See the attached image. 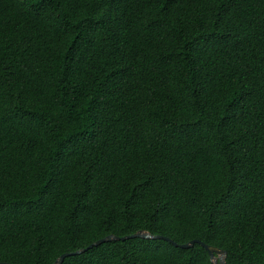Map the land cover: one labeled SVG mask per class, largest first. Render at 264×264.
Masks as SVG:
<instances>
[{
  "label": "trees",
  "instance_id": "1",
  "mask_svg": "<svg viewBox=\"0 0 264 264\" xmlns=\"http://www.w3.org/2000/svg\"><path fill=\"white\" fill-rule=\"evenodd\" d=\"M140 231L264 264V0H0V263ZM63 264H214L112 241Z\"/></svg>",
  "mask_w": 264,
  "mask_h": 264
},
{
  "label": "water",
  "instance_id": "2",
  "mask_svg": "<svg viewBox=\"0 0 264 264\" xmlns=\"http://www.w3.org/2000/svg\"><path fill=\"white\" fill-rule=\"evenodd\" d=\"M135 238L152 239V240L161 239V240H165V241H167V242H169V243H171L177 247L183 248V249H189V248L194 247L195 244H200L201 246H203L207 250V252L210 255L211 261L214 264H227V252L224 250H221L217 247L207 245V244H205L199 240H193L189 243L179 245L174 240H172L170 238H167L164 236H159V235L155 236V235H152L151 233L145 232V231H140L138 233H135V234L130 235V236H125V237H117L115 235H110V236L103 238V239L97 241L96 243L90 245L86 249H82V250H78V251L73 252V253H66V254L62 255L55 262V264H63L67 257L82 254L83 252H86L89 249L96 247V246H99L103 243L112 242V241H126L129 239H135ZM0 264H9V263H0Z\"/></svg>",
  "mask_w": 264,
  "mask_h": 264
}]
</instances>
